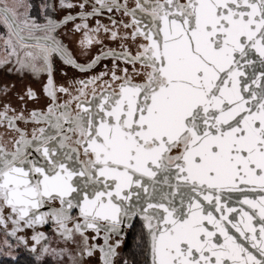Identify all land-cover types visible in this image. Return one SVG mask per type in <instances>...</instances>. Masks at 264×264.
<instances>
[{"label":"snow or ice","instance_id":"1","mask_svg":"<svg viewBox=\"0 0 264 264\" xmlns=\"http://www.w3.org/2000/svg\"><path fill=\"white\" fill-rule=\"evenodd\" d=\"M0 25V264H264V0H0Z\"/></svg>","mask_w":264,"mask_h":264},{"label":"flooded vegetation","instance_id":"2","mask_svg":"<svg viewBox=\"0 0 264 264\" xmlns=\"http://www.w3.org/2000/svg\"><path fill=\"white\" fill-rule=\"evenodd\" d=\"M33 1V3H36L37 2V0H32ZM31 1V2H32ZM33 14H35V10H33ZM2 26V25H1ZM3 27V26H2ZM112 47H116V45L115 44H113V45H111ZM103 63H105V64H108V63H110L109 61H104ZM57 80H58V82H62L61 80H60V77L58 76L57 77ZM26 82H29V81H26ZM33 87L34 88H36V90L39 92V90H40V84L37 82V83H34L33 84ZM39 106H42V105H34L32 102H29V105H28V107L29 108H31V107H39Z\"/></svg>","mask_w":264,"mask_h":264},{"label":"rangeland","instance_id":"3","mask_svg":"<svg viewBox=\"0 0 264 264\" xmlns=\"http://www.w3.org/2000/svg\"><path fill=\"white\" fill-rule=\"evenodd\" d=\"M32 1V0H31ZM9 2H11V0H9ZM32 3H33V1H32ZM5 29L0 25V35H4L5 34ZM3 43L2 42H0V55H3ZM3 237H2V235H0V239H2Z\"/></svg>","mask_w":264,"mask_h":264},{"label":"trees","instance_id":"4","mask_svg":"<svg viewBox=\"0 0 264 264\" xmlns=\"http://www.w3.org/2000/svg\"><path fill=\"white\" fill-rule=\"evenodd\" d=\"M131 243H132V240H131V237H129V244L131 245ZM128 251V249H125V252H127Z\"/></svg>","mask_w":264,"mask_h":264}]
</instances>
